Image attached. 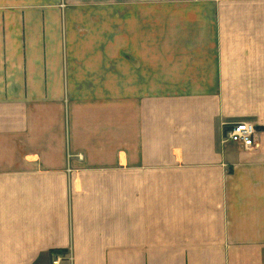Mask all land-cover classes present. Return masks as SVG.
I'll use <instances>...</instances> for the list:
<instances>
[{
	"label": "crops",
	"instance_id": "1",
	"mask_svg": "<svg viewBox=\"0 0 264 264\" xmlns=\"http://www.w3.org/2000/svg\"><path fill=\"white\" fill-rule=\"evenodd\" d=\"M57 257L264 264V0H0V264Z\"/></svg>",
	"mask_w": 264,
	"mask_h": 264
},
{
	"label": "built area",
	"instance_id": "2",
	"mask_svg": "<svg viewBox=\"0 0 264 264\" xmlns=\"http://www.w3.org/2000/svg\"><path fill=\"white\" fill-rule=\"evenodd\" d=\"M256 127L250 122H237L229 125L226 131L227 140L249 149L255 145ZM61 258L57 257L53 264H60Z\"/></svg>",
	"mask_w": 264,
	"mask_h": 264
}]
</instances>
